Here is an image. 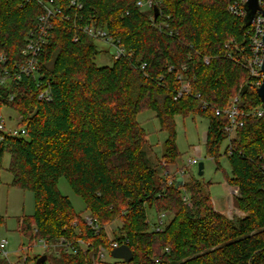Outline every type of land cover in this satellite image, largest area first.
<instances>
[{
    "label": "trees",
    "instance_id": "obj_1",
    "mask_svg": "<svg viewBox=\"0 0 264 264\" xmlns=\"http://www.w3.org/2000/svg\"><path fill=\"white\" fill-rule=\"evenodd\" d=\"M54 1L65 7L70 0ZM78 1L82 9L77 24L96 21L132 55L98 66L95 40L73 24L54 19L39 57L52 100L37 99L43 86L32 77L0 85V109L6 106L16 112L26 127L24 136H7L1 143L0 168L8 153L12 185L34 195V214L19 221L29 246L37 239L49 245L61 238L71 242L73 251L60 248L52 256L57 264H264V114H246L262 103L246 69L225 57L224 49L233 39L237 45L233 54L247 53L246 17L230 14L229 0H156L161 15L155 22L167 23L159 28L150 19L153 10L140 9L137 0ZM42 12L38 0H0V51L11 62L21 59L26 33L35 28ZM75 35L77 42L72 41ZM204 56L210 57L208 65ZM179 73L189 82L191 94L199 93L200 98L185 95L174 100ZM10 93L15 94L11 101ZM235 95L245 114L243 125L228 141L224 131L228 119L222 111ZM144 110L154 111L168 134L162 157L170 165L180 159L176 114L208 120L205 146L216 163L220 144L227 140L224 155L230 175L225 179L238 189L233 205L243 216L230 219L216 211L209 183L196 176L190 174L178 186L171 176L173 181L167 184L162 170L146 156L147 135L136 119ZM61 177L82 196L87 214L97 219V233L60 193ZM147 208L156 215L171 214L160 231L149 223ZM114 219L120 224L109 237L105 226ZM79 240L88 243L86 252ZM113 241L129 246L133 253L129 263L97 259L99 246L110 256ZM52 252L47 248L44 254ZM0 264L10 263L0 257Z\"/></svg>",
    "mask_w": 264,
    "mask_h": 264
},
{
    "label": "built area",
    "instance_id": "obj_2",
    "mask_svg": "<svg viewBox=\"0 0 264 264\" xmlns=\"http://www.w3.org/2000/svg\"><path fill=\"white\" fill-rule=\"evenodd\" d=\"M38 2L43 6V12L37 16L35 28L29 29L26 33L25 43L23 48L21 49V59L19 61L11 62L8 56L3 51H0V85L7 86L9 84H18L19 81H21L23 78L32 77L36 81L37 86H43L37 94V99L46 102L52 100V91L50 87L45 86L43 83V75L40 72L39 68V57L44 46L49 40V36L53 28L54 19H58L61 22L71 23L73 24V28L75 30L82 32L88 38L109 45V53L112 59H119L121 57H131L132 52L126 51L124 46L120 43V40L114 39L112 36H110L107 30L99 26L96 21L90 20L82 25L77 24V19L80 10L82 9V3L80 1L70 0L65 7L55 3L54 0H38ZM245 3L246 0H229L227 9L229 13L233 16L245 17ZM157 5L158 3L156 0L136 1V6L140 9L154 10V8H158ZM258 5L260 9L257 10L254 14L249 24L250 28L247 31L249 40L247 53L241 54V56L236 57L233 54V48H237V45L233 39L224 44L225 57L237 62L242 67H244L248 72L250 83L255 85L256 87L261 84L262 79L264 78V73L261 69V66L264 61V16L261 11V9L264 7V0H258ZM158 11V15H161L159 9ZM150 19L152 23L158 26L159 28L163 26L167 27V23L165 21L156 23L154 16H151ZM72 41L77 42L78 35H75L72 38ZM203 63L208 65L210 63V57L204 56ZM144 67L145 63H142L139 66L141 70H143ZM176 78L180 80V87L174 92V100L180 99L185 95H192L195 98H200L199 93L194 95L191 94L190 84L187 80L183 78L181 73H179ZM159 79L161 80L162 77H159ZM14 96V93H10L7 96V100H13ZM240 105L241 102L239 96L235 95L230 98L227 107L222 111L224 114H226L228 119V123L224 127V131L227 134L228 141L234 136L236 128L241 127L243 125L241 117L245 114V112L240 110ZM202 106L203 108H205L207 104L203 102ZM220 114L221 111L216 109V115ZM246 114H251L253 116H261L262 114H264V105L261 104L258 107L247 111ZM20 118V115H17L15 126H8L6 124V119L4 115L0 112V145L7 136L20 137L26 134V127L20 124ZM196 148V157L188 159L185 164L181 165L175 170L168 169L166 162L161 161L160 165L162 169V175L164 178L167 179V184L172 183L173 180L171 176H174L176 179L181 178L182 183L189 177L191 167L193 165H197L199 163V160L201 159V151L199 147ZM228 149L230 151V147ZM228 189L229 197H233L238 194V189L236 187L229 185ZM183 199L188 201L186 195L183 197ZM166 216L167 212H162L157 215L156 221L151 224L152 228L155 231L161 230L165 223ZM83 221L94 232L97 233L100 230V225L97 219L92 215H83ZM75 223L76 222H74L73 224ZM38 243L44 248V250H46L47 248H51L55 253H58L60 248H63L64 251L67 252L74 250V245L71 242L66 241L64 238L59 239L57 242L51 245H49L43 239H37L33 242V245H36ZM78 243L80 244L81 250L86 252V250L88 249V243H85L82 240H79ZM33 245H30L28 248L33 247ZM110 245L111 249L119 246L117 241L111 242ZM6 248L7 240L5 238L0 239V257L6 259L9 262L8 252L6 251ZM108 253L109 252L105 247L99 246L97 251V259L106 260V256L108 255ZM26 261L27 257H19L16 264H24Z\"/></svg>",
    "mask_w": 264,
    "mask_h": 264
},
{
    "label": "rangeland",
    "instance_id": "obj_3",
    "mask_svg": "<svg viewBox=\"0 0 264 264\" xmlns=\"http://www.w3.org/2000/svg\"><path fill=\"white\" fill-rule=\"evenodd\" d=\"M95 43L99 50V53L94 59L96 65H111L112 57L109 53V45L99 41H95ZM0 112L4 115L8 126H15V121L17 119L16 112L6 106L1 107ZM136 119L147 135L145 152L148 161L161 171V165H159V163L161 164V161L166 162L162 154L168 134L162 129L156 117V113L152 110L141 111L138 113ZM173 120L175 124V142L180 153V159L173 165L166 162L167 168L175 170L185 164L188 159L196 157V147H199L201 151V159L199 162L202 161L204 165L203 174L201 176L197 174L198 164L191 167L190 174L196 176L204 183H209L208 191L211 198L215 200L219 209L225 210V204L229 197V189L227 187L225 175H230V165L227 157L224 155L227 140H224L220 144V156L216 163L212 157L207 155L205 146L208 120L202 116L192 114L187 116L176 114ZM9 161L10 156L8 153H5L0 168V239L5 238L7 240L6 251L8 252V260L11 264H16L19 257H27L26 264H35V257L43 255L45 250L39 243L33 245V242L30 244L33 245V247L28 248L29 241L19 229V221L22 220L23 217L32 216L35 212L34 195L29 190H23L12 185L13 177L8 170ZM57 187L60 193L69 199L75 213L81 215L87 214L86 205L82 196L73 191L65 178L61 177L58 180ZM229 199L233 203V197H229ZM231 205L230 208L228 207L226 217L232 219L235 216L240 217L244 215L243 212L239 210L237 213L234 205ZM147 215L150 224L156 221L157 215L153 208H147ZM170 219L171 214L167 213L165 223L169 222ZM119 224L120 221L114 219L105 226L109 237H112V233L117 231V226ZM53 255L57 256L55 252L54 254H48L44 264H57L52 258ZM106 259L114 260V258L108 255Z\"/></svg>",
    "mask_w": 264,
    "mask_h": 264
},
{
    "label": "water",
    "instance_id": "obj_4",
    "mask_svg": "<svg viewBox=\"0 0 264 264\" xmlns=\"http://www.w3.org/2000/svg\"><path fill=\"white\" fill-rule=\"evenodd\" d=\"M245 9H246L245 17H246L248 24H250L256 11L260 9L258 5V0H246ZM261 11L264 16V7L261 9ZM153 12H154V17L156 18L159 12L158 8H154ZM263 42H264V33H263ZM261 69L264 73V61L261 66ZM246 90H247V86H244L242 88V91L245 92ZM256 92H257L258 97L261 100V103L264 105V78L262 79L261 84L256 88ZM203 167H204L203 162L200 161L197 165V172H198L197 174L199 176L203 174ZM181 183H182V179L178 178L176 182V186L180 185ZM110 256L114 259L122 260L125 263H129L133 259V253L131 249L129 248V246L126 244H121L117 247L112 248L110 251ZM46 259H47V256L43 254L37 258L35 264H41Z\"/></svg>",
    "mask_w": 264,
    "mask_h": 264
},
{
    "label": "crops",
    "instance_id": "obj_5",
    "mask_svg": "<svg viewBox=\"0 0 264 264\" xmlns=\"http://www.w3.org/2000/svg\"><path fill=\"white\" fill-rule=\"evenodd\" d=\"M206 139V138H205ZM159 165H160V163H159ZM160 169H161V167H160ZM162 170V169H161ZM229 186V184L227 183V187ZM211 201H212V205H213V207H214V209L216 210V211H219V212H221V213H223L224 215H227V211H228V207L230 208V205L231 204H233L232 203V201L229 199V197H228V200H227V202H226V209L225 210H221V209H219L218 207H217V204H216V202H215V200L213 199V198H211ZM231 207H232V205H231ZM236 210H237V213H238V209L236 208ZM240 211V210H239ZM241 212V211H240Z\"/></svg>",
    "mask_w": 264,
    "mask_h": 264
}]
</instances>
